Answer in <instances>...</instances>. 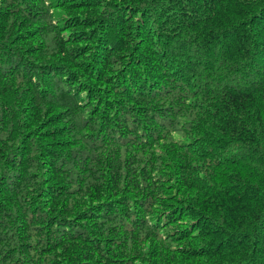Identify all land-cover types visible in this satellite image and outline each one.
<instances>
[{
  "label": "trees",
  "instance_id": "trees-1",
  "mask_svg": "<svg viewBox=\"0 0 264 264\" xmlns=\"http://www.w3.org/2000/svg\"><path fill=\"white\" fill-rule=\"evenodd\" d=\"M0 264H264V0H0Z\"/></svg>",
  "mask_w": 264,
  "mask_h": 264
}]
</instances>
